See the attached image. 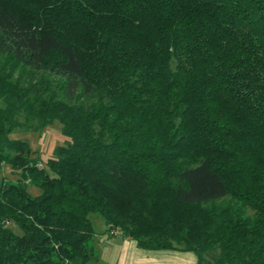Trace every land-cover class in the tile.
I'll return each instance as SVG.
<instances>
[{
    "label": "trees",
    "instance_id": "trees-1",
    "mask_svg": "<svg viewBox=\"0 0 264 264\" xmlns=\"http://www.w3.org/2000/svg\"><path fill=\"white\" fill-rule=\"evenodd\" d=\"M0 100V264H264V0H0Z\"/></svg>",
    "mask_w": 264,
    "mask_h": 264
},
{
    "label": "rangeland",
    "instance_id": "rangeland-1",
    "mask_svg": "<svg viewBox=\"0 0 264 264\" xmlns=\"http://www.w3.org/2000/svg\"><path fill=\"white\" fill-rule=\"evenodd\" d=\"M0 107H2L1 100ZM61 127L62 126L59 122H55L53 125L46 128L42 133L17 129L12 133L11 138L28 142L33 150L41 153L42 157L47 159L52 155L53 151L58 145H63L66 142V138L62 134ZM3 176H6L14 181L19 178V175L15 173L9 166H5L3 171H0V179ZM30 191L34 195L40 194V190L37 188H31ZM91 217L97 232V237L93 245L99 255L100 251L104 255V260L102 259L101 264H116L121 256L120 253L122 248L118 244L123 240V238L119 235L116 237H111L108 235V233H105V226L103 224L104 221L99 215H92ZM99 255L97 256L98 258ZM167 259L169 264H197V257L193 253L178 252L174 258L170 256V258ZM172 260H176L174 261L175 263H173Z\"/></svg>",
    "mask_w": 264,
    "mask_h": 264
},
{
    "label": "crops",
    "instance_id": "crops-1",
    "mask_svg": "<svg viewBox=\"0 0 264 264\" xmlns=\"http://www.w3.org/2000/svg\"><path fill=\"white\" fill-rule=\"evenodd\" d=\"M105 226V233L107 232V226L105 223H103ZM121 236V235H119ZM116 237V236H114ZM123 238L122 241L119 242L118 245H120L121 253L120 258L118 259L116 264H169L167 261V258H170L172 256H176L179 251H147L142 250L137 246V243L132 240L131 238ZM184 253V252H182ZM180 254V253H179ZM99 255V254H98ZM182 256V255H180ZM102 259L104 260V255L100 251L98 264H101ZM176 259V258H175ZM173 263L176 260H172ZM171 261V262H172Z\"/></svg>",
    "mask_w": 264,
    "mask_h": 264
},
{
    "label": "built area",
    "instance_id": "built-area-1",
    "mask_svg": "<svg viewBox=\"0 0 264 264\" xmlns=\"http://www.w3.org/2000/svg\"><path fill=\"white\" fill-rule=\"evenodd\" d=\"M111 235L117 236V235H120V232L118 229H112Z\"/></svg>",
    "mask_w": 264,
    "mask_h": 264
}]
</instances>
